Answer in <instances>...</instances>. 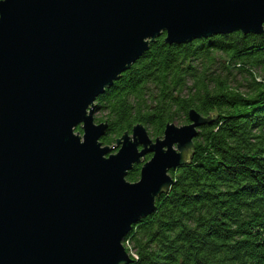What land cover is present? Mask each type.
I'll list each match as a JSON object with an SVG mask.
<instances>
[{"label":"water","instance_id":"95a60500","mask_svg":"<svg viewBox=\"0 0 264 264\" xmlns=\"http://www.w3.org/2000/svg\"><path fill=\"white\" fill-rule=\"evenodd\" d=\"M235 31L264 32V0H0V264H131L125 238L211 117L104 145L97 99L164 34Z\"/></svg>","mask_w":264,"mask_h":264},{"label":"trees","instance_id":"16d2710c","mask_svg":"<svg viewBox=\"0 0 264 264\" xmlns=\"http://www.w3.org/2000/svg\"><path fill=\"white\" fill-rule=\"evenodd\" d=\"M165 36L98 97L95 111L97 123L109 124L104 145L137 124L163 137L169 123H189L191 109L211 117L189 162L170 171L175 182L157 211L125 238L131 264H264V32L183 44ZM141 168L127 179L138 181Z\"/></svg>","mask_w":264,"mask_h":264},{"label":"rangeland","instance_id":"374dc122","mask_svg":"<svg viewBox=\"0 0 264 264\" xmlns=\"http://www.w3.org/2000/svg\"><path fill=\"white\" fill-rule=\"evenodd\" d=\"M236 77L238 78V79H241V77L239 76V75H236ZM234 85H236V84H234ZM179 126H181V125H179ZM115 145V144H114ZM111 146H113V145H111ZM113 152H116V150H114Z\"/></svg>","mask_w":264,"mask_h":264},{"label":"flooded vegetation","instance_id":"af4514ba","mask_svg":"<svg viewBox=\"0 0 264 264\" xmlns=\"http://www.w3.org/2000/svg\"><path fill=\"white\" fill-rule=\"evenodd\" d=\"M148 155H149V154H148ZM148 155H147V156H148ZM150 155H151V154H150ZM147 156H146V157H147ZM145 159H146V158H145Z\"/></svg>","mask_w":264,"mask_h":264}]
</instances>
